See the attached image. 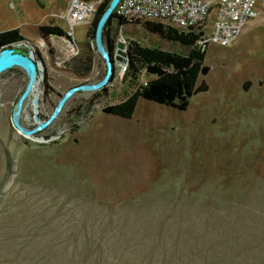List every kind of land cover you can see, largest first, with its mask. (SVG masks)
Returning <instances> with one entry per match:
<instances>
[{
	"label": "rangeland",
	"instance_id": "374dc122",
	"mask_svg": "<svg viewBox=\"0 0 264 264\" xmlns=\"http://www.w3.org/2000/svg\"><path fill=\"white\" fill-rule=\"evenodd\" d=\"M67 1L0 0V32L24 37L9 48L43 66L38 109L21 113L31 138L11 123L27 73L0 72V264H264V2L233 43L207 47L195 89H208L186 110L139 98L123 119L103 111L126 89L113 56L107 78L105 25L40 32H67ZM145 21L113 20L115 47L186 51Z\"/></svg>",
	"mask_w": 264,
	"mask_h": 264
},
{
	"label": "trees",
	"instance_id": "16d2710c",
	"mask_svg": "<svg viewBox=\"0 0 264 264\" xmlns=\"http://www.w3.org/2000/svg\"><path fill=\"white\" fill-rule=\"evenodd\" d=\"M109 2L110 0H104L92 18L86 33L92 39L95 37L98 22ZM113 20H116L120 26L127 23V21L111 14L104 24L105 45L111 58L114 53L115 41L114 37H111L109 29ZM143 25L147 31L158 35L167 42L178 44L186 51L180 53L160 47L143 46L134 40L128 42V66L123 75V81L126 84L125 97L103 108L104 112L123 119L132 116L139 98L176 110H186L205 59L206 50H201L196 46L198 37L196 32L180 31L159 21L146 20ZM39 29L45 36L51 34L66 36L65 31L59 26H40ZM23 39L24 37L17 28L1 31L0 49L10 47L13 43ZM82 65L84 68L82 75H87L91 68L90 58L88 57L82 62ZM75 72L78 73V70L75 69ZM142 74L150 78L140 82L139 77Z\"/></svg>",
	"mask_w": 264,
	"mask_h": 264
},
{
	"label": "built area",
	"instance_id": "2783aa9c",
	"mask_svg": "<svg viewBox=\"0 0 264 264\" xmlns=\"http://www.w3.org/2000/svg\"><path fill=\"white\" fill-rule=\"evenodd\" d=\"M104 0H68L62 18L67 26L66 36H71L78 25L88 24ZM257 0H119L112 10L116 18L127 22L137 20L160 21L180 31L198 34L196 46L207 50L210 44L227 46L233 43L247 23L258 15ZM264 2V0H262ZM212 12V20L207 18ZM92 21V20H91ZM115 47L113 57H121L120 74L127 70V45ZM121 52L118 53L117 50Z\"/></svg>",
	"mask_w": 264,
	"mask_h": 264
},
{
	"label": "water",
	"instance_id": "95a60500",
	"mask_svg": "<svg viewBox=\"0 0 264 264\" xmlns=\"http://www.w3.org/2000/svg\"><path fill=\"white\" fill-rule=\"evenodd\" d=\"M118 1L119 0H110L107 8L105 9L104 13L102 14V16L98 22L94 38H97L99 30L101 28H103L104 24L106 23L107 19L112 14V10ZM122 46L123 45L120 42L117 43V47L121 48ZM117 52L120 53L121 50L118 49ZM103 53L105 54V57H106V63H107V67H108V73H107V78H108V76L110 75V72H111V65H112L113 61H112L110 54L107 51V49H106V51L103 50ZM115 58L117 60H121V57L118 54L115 56ZM38 64H40L41 67L43 68L40 61L34 60L32 51H30L28 54H23L20 52H14V50L12 48H9V47H5V48L0 49V72L6 70L8 68H11L12 66H15V65H18V66H21L24 68L34 69L35 66H38ZM208 70H209V67L207 65H203L201 67L200 73L204 75L208 72ZM99 85H101V84H98V86ZM248 87H249L248 84L243 85V90H247ZM207 89H208L207 84L203 82L196 89L194 88L193 94L198 92V91H205ZM58 109H59V107H57L55 113L57 112Z\"/></svg>",
	"mask_w": 264,
	"mask_h": 264
},
{
	"label": "bare ground",
	"instance_id": "6f19581e",
	"mask_svg": "<svg viewBox=\"0 0 264 264\" xmlns=\"http://www.w3.org/2000/svg\"><path fill=\"white\" fill-rule=\"evenodd\" d=\"M41 66L38 64V67ZM27 67V66H26ZM24 68V67H23ZM37 66H35L34 69L30 68H24L27 76H28V82L26 89L24 90L21 98L17 102L16 108L13 112L12 118H11V123L13 124V127L18 129V132L21 133L23 136L26 138H31L34 137V133L36 132L33 130H29L21 125V113L22 110L24 109V105L26 101H28L29 104L35 103V105L32 104L34 107V110H37V101H38V77H37V71H36ZM42 68V67H41Z\"/></svg>",
	"mask_w": 264,
	"mask_h": 264
},
{
	"label": "flooded vegetation",
	"instance_id": "af4514ba",
	"mask_svg": "<svg viewBox=\"0 0 264 264\" xmlns=\"http://www.w3.org/2000/svg\"><path fill=\"white\" fill-rule=\"evenodd\" d=\"M245 84H248L250 86V84H251L250 80L249 79L244 80L243 83H242V88H243V85H245Z\"/></svg>",
	"mask_w": 264,
	"mask_h": 264
}]
</instances>
